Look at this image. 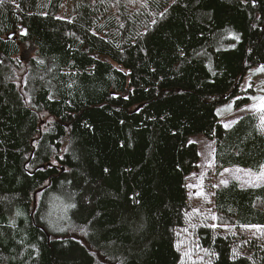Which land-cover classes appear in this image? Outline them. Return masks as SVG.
I'll list each match as a JSON object with an SVG mask.
<instances>
[{"label": "trees", "instance_id": "1", "mask_svg": "<svg viewBox=\"0 0 264 264\" xmlns=\"http://www.w3.org/2000/svg\"><path fill=\"white\" fill-rule=\"evenodd\" d=\"M66 2L0 5V264H181L200 136L215 157L197 196L216 219L196 229L199 246L208 264H264V186L213 187L226 169L264 165L261 113L222 123L264 95L242 90L264 64V0ZM26 43L36 55L22 67Z\"/></svg>", "mask_w": 264, "mask_h": 264}, {"label": "rangeland", "instance_id": "2", "mask_svg": "<svg viewBox=\"0 0 264 264\" xmlns=\"http://www.w3.org/2000/svg\"><path fill=\"white\" fill-rule=\"evenodd\" d=\"M72 4V0H67L65 4V10L68 12L70 10V6ZM137 4V3H135ZM133 6V5H131ZM36 55V48L32 43H26L21 47V54L16 58V61H20L17 63L20 66H24L30 59L34 58ZM254 69H257L254 68ZM253 69V70H254ZM23 72L19 71L17 73L16 83L20 84L22 82ZM251 84V86H249ZM256 87L257 90H260L264 87V73H250L244 79L242 84V90H247L248 88ZM264 96V95H263ZM259 102L255 101L245 106L251 108L253 105L258 106ZM233 103H228L219 108L220 115H223L227 111L231 110ZM230 106V107H229ZM258 111H236L231 115L223 117L222 123L223 125L231 120H237L238 117H243L247 114H259ZM239 120V119H238ZM45 121V119H44ZM191 141H198L199 146V154H200V162L198 164L197 171L193 172L190 177L187 179V186L191 194V202L190 209L187 213L188 221L186 225L187 231H181L177 233V244L180 245L179 250L181 251V255L185 251H189L191 253L190 258L188 256L183 257V264H208L209 256H206L202 249L199 246L198 238L195 236V231L198 227L203 226L206 222H209L215 213L212 209L211 205V196L204 194L203 196H197V194H201L204 189V184L208 185L209 179L211 180L213 173L212 166L214 165V157H215V145L214 142L206 139L203 136L193 137ZM212 169V170H210ZM241 170V171H238ZM210 172V174H206ZM251 172L253 174L252 177L247 175L246 173ZM254 173L251 170H245L241 168H232L224 170L219 176L214 175V184L219 185L218 187H214V190L218 188L225 187L224 184H221V180H227L228 184L231 181H237L240 183L242 187L249 188L252 187L249 185L248 181L254 178ZM227 184V185H228ZM191 185L192 187H189ZM226 185V186H227ZM264 186V182H261L259 186ZM210 201V202H209ZM198 210V211H196ZM224 225V226H223ZM226 227V224H223L221 227Z\"/></svg>", "mask_w": 264, "mask_h": 264}, {"label": "snow or ice", "instance_id": "3", "mask_svg": "<svg viewBox=\"0 0 264 264\" xmlns=\"http://www.w3.org/2000/svg\"><path fill=\"white\" fill-rule=\"evenodd\" d=\"M4 2H5V0H0V5H3ZM129 2H130V3H140V4H141V7H144V8L149 7V0H129ZM247 2H248V0H241V3H247ZM172 3H173V4L178 3V0H172ZM252 6H253V7L256 6V0H252ZM16 7L19 8V5H16ZM167 11H168L167 9H164L163 11L159 12V16H160L161 18H165V17H166V14H167ZM44 15H46V13H45ZM56 19H61V17H56ZM69 22H71V21H69ZM152 23L155 24V23H156V20L153 19V20H152ZM121 27H123V25H121ZM21 34H22V35H27V30L22 29V30H21ZM92 34H93L94 36H95V35H98L96 32H93ZM72 35H75V34L73 33ZM235 39L238 41V40H239V36H235ZM82 42H83V41H81V43H82ZM118 46H119V45H117V47H118ZM233 46H234V45H233ZM180 52H181V54H183V50H182V49L180 50ZM93 59H99V57H93ZM17 63H20V61L18 60ZM39 63H43V61H39ZM118 70H119V71H123V69H118ZM252 73H253V74H254V73H264V64H261V65H259V67H258L257 69L252 70ZM125 74H128V73H125ZM17 86L19 87V84H18ZM71 86H72L71 84L68 85L69 88H70ZM249 86H251V84H249ZM23 96H24V97H28V99H25V101H24L26 105H31V106L35 107V105L32 104V100H31V97L29 96V93L25 92V93L23 94ZM48 99H49V100H52V99H54V97H53L52 95H49ZM124 99H125V100L128 99V96H125ZM236 99H241V97H237ZM249 99H252V100H254V101H258V102H259L258 106H257V105H253L251 108H248V107H242V108L239 109V111H241V112H246V111H258V112H260L261 115H260V124L258 125V130H259L260 132L264 133V96H262V97H249ZM234 102H235V101H233V103H234ZM229 107H230V106H229ZM217 111H218V114H219L220 110L218 109ZM43 115L46 116L47 113H44ZM241 118H242V117H238L237 120H231V121L225 123V124H224V127H225L226 129L229 128V127H231V125L237 123V122H238V119H241ZM161 119H163V117H161ZM48 123H52V121L49 119V120H48ZM121 123H123V122H121ZM38 131H39V129H38ZM36 143L38 144L39 141H36ZM189 143H198V141H189ZM64 151H67V149H64ZM59 158H60V159H63V156H60ZM56 163H57L56 159H53V160L51 161V164H52V165H55ZM27 167L31 168L32 165H28ZM42 170H43V169H42ZM65 171H67V170H65ZM108 171H109V169H107V168L104 169V172H105V173H107ZM238 171H241V170H238ZM246 174L249 175L250 177L253 176V174H252L251 172H248V173H246ZM261 182H264V165H262V166H261V170H260L258 173H256V174L254 175V178H253V179H250V180L248 181L249 185L252 186V187H257V186H259V184H260ZM46 183H47V182H46ZM69 183H71V181H69ZM220 183H221V184H224V185L226 186V185L228 184V181H227V180H221ZM218 186H219V185H215V184L213 185V187H218ZM189 187H192V186L189 185ZM40 195H42V193H40ZM138 196H139V193H135L132 197H130V199L133 201V203H134V204H137V205L140 204V200L137 199ZM85 200H86L88 203H91V199H90L89 197H85ZM209 202H210V201H209ZM67 207H68V208H75V207H76V204H75V203H69V204L67 205ZM196 211H198V210H196ZM15 215H16V216H22L23 213H22L20 210H17L16 213H15ZM97 215H99V213H97ZM212 219L215 220L216 217L213 216ZM89 223H91V221H89ZM13 225H15V220H14V219L11 220L9 226H13ZM140 227H141V229H142V228H143V225H141ZM212 227L215 228L216 225H212ZM242 227H249V226L245 225V226H242ZM252 227H256L258 231L261 230V226H252ZM60 231H63V229L61 228ZM80 231L84 232V234L87 235V232H85L83 228H81ZM183 231H187V229H184ZM261 234L264 235V232H262ZM179 248H180V245L177 244V250H179ZM203 252H204V254H205L206 256L215 255L214 252H210L208 249H203ZM233 255H234V256L237 255V252H236L235 249H233ZM184 256H188V257L190 258V256H191L190 250H189V251H185V252L182 253L181 264H183V257H184ZM122 264H123V262H122Z\"/></svg>", "mask_w": 264, "mask_h": 264}, {"label": "crops", "instance_id": "4", "mask_svg": "<svg viewBox=\"0 0 264 264\" xmlns=\"http://www.w3.org/2000/svg\"><path fill=\"white\" fill-rule=\"evenodd\" d=\"M231 114H232V113H231ZM231 114H229V115H231ZM229 115H227V116H229ZM225 117H226V116H225ZM239 120H240V119H239ZM239 120H238V121H239ZM233 125H234V124H233ZM233 125H231V127H232ZM231 127H229V128H231Z\"/></svg>", "mask_w": 264, "mask_h": 264}, {"label": "water", "instance_id": "5", "mask_svg": "<svg viewBox=\"0 0 264 264\" xmlns=\"http://www.w3.org/2000/svg\"><path fill=\"white\" fill-rule=\"evenodd\" d=\"M42 168H44V167H42Z\"/></svg>", "mask_w": 264, "mask_h": 264}]
</instances>
